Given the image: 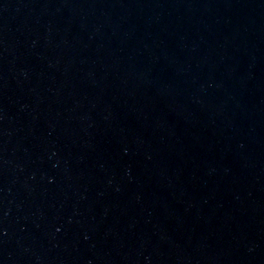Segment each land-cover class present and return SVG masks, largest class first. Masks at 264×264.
Segmentation results:
<instances>
[{"label":"water","instance_id":"water-1","mask_svg":"<svg viewBox=\"0 0 264 264\" xmlns=\"http://www.w3.org/2000/svg\"><path fill=\"white\" fill-rule=\"evenodd\" d=\"M0 264H264V0H0Z\"/></svg>","mask_w":264,"mask_h":264}]
</instances>
